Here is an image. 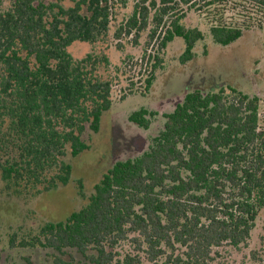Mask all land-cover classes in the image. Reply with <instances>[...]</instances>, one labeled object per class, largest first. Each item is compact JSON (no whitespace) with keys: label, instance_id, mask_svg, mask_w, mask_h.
<instances>
[{"label":"trees","instance_id":"obj_1","mask_svg":"<svg viewBox=\"0 0 264 264\" xmlns=\"http://www.w3.org/2000/svg\"><path fill=\"white\" fill-rule=\"evenodd\" d=\"M111 8V0H0L3 197L28 204L66 185L72 172L67 155L89 148L87 128L100 130L113 104V81L100 71L109 66L108 55L76 58L70 47L104 39ZM190 11L206 17L213 40L223 46L251 28L264 29V0H151L137 3L116 35L134 33L136 41L149 28L143 56L154 38L159 53L180 39L186 63L204 38L200 28L183 23ZM229 11L236 16L227 18ZM154 61L156 68L163 60L155 55ZM154 113L142 107L130 120L146 128ZM165 119L148 149L113 163L85 205L29 229L18 245L56 250L54 264H74L61 255L66 249L93 264H214L224 245H247L264 209L259 96L229 84L190 89ZM250 259L264 264V235Z\"/></svg>","mask_w":264,"mask_h":264},{"label":"rangeland","instance_id":"obj_2","mask_svg":"<svg viewBox=\"0 0 264 264\" xmlns=\"http://www.w3.org/2000/svg\"><path fill=\"white\" fill-rule=\"evenodd\" d=\"M10 1L4 0L5 5ZM150 1L111 0L108 35L94 45L75 43L70 47L76 58L90 52L108 55L110 64L107 68L101 67L100 71L104 78L113 81V104L103 114L100 130L94 132L87 128L84 133L89 148L75 157L67 155L72 172L66 185L44 192L28 204L15 196L0 195V264H54L59 252L43 246L23 247L18 245V240L29 229H37L46 221L65 219L85 205L94 185L115 161L136 156L149 148L165 123L164 114L173 110L179 95L187 90H210L224 83L256 94L260 98V124L264 126V29L251 28L236 42L223 46L213 40L206 17L190 11L183 23L204 32V38L196 43L195 57L191 61L181 63L180 56L185 48L176 38L162 53L158 52V40L154 38L148 54L143 56L149 28L142 31L136 41L134 33H123L118 37L116 32L133 14L137 3L148 5ZM231 16L236 15L231 11L226 13L227 18ZM155 55L163 60L156 68L153 67ZM148 79H152V86L145 92ZM142 107L155 112L146 128L130 120L133 110ZM3 186L0 181V187ZM15 233L16 244L11 245L10 239ZM263 235L264 209L259 211L248 244L236 249L224 245L214 264H252L251 251L260 247ZM123 247L129 249V241L123 243ZM61 255L65 259L72 258L74 264H93L74 249H66Z\"/></svg>","mask_w":264,"mask_h":264},{"label":"flooded vegetation","instance_id":"obj_3","mask_svg":"<svg viewBox=\"0 0 264 264\" xmlns=\"http://www.w3.org/2000/svg\"><path fill=\"white\" fill-rule=\"evenodd\" d=\"M224 83H222V84H217L218 86H220V85H223ZM202 89V88H201ZM189 90H187L186 92H184V93H182L181 95H179V97H178V99H177V102L175 103V105L173 106V110L176 108V105L178 104V103H180L182 100H183V98H184V96H185V94L188 92ZM173 99V98H172ZM172 110V111H173ZM172 111H169V112H167V113H170V112H172ZM166 113V114H167ZM164 117H165V114H164Z\"/></svg>","mask_w":264,"mask_h":264}]
</instances>
